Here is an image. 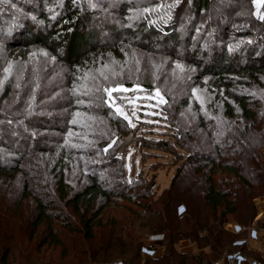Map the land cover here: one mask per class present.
Wrapping results in <instances>:
<instances>
[{
	"label": "rangeland",
	"instance_id": "rangeland-1",
	"mask_svg": "<svg viewBox=\"0 0 264 264\" xmlns=\"http://www.w3.org/2000/svg\"><path fill=\"white\" fill-rule=\"evenodd\" d=\"M32 1L35 18L42 10L48 12L52 7L56 10L62 6V0H51L47 6L44 0ZM77 1L94 17L118 27L131 25L142 18L150 19L156 10H161L160 2L155 0ZM244 1L230 2L233 4L228 13L226 2L211 1L208 9L195 14L188 9L189 0H184L174 10L178 15L175 17L178 19L177 28L185 31L195 20V29L202 24L208 30L216 25L222 26L220 22L223 21L229 37L220 41L226 49L233 50L238 40L243 39L238 25L247 18V9L242 6ZM263 1L250 0L252 13H259ZM0 2H10L18 8L15 0ZM54 10H49L51 17L55 15ZM219 11L226 12L227 21L226 17H218L221 15ZM254 34L264 38V33L255 31ZM119 42L117 48L109 47L96 59L71 70L44 47H9L0 38V162L18 159L21 167L13 176L0 172V219L9 222L11 235L8 238L20 244L17 249L28 247L33 259L30 264H76V259L86 255L87 245L98 241L101 245L105 239H112L111 234L117 233L114 228L119 224L129 228V232L130 229L133 231L141 245L140 258L160 254L164 251L162 232L149 234L148 228L140 230L137 225L144 222L142 212L146 204L154 205L153 201L168 187L187 153L198 149L213 151L215 161H231L237 157L232 152L234 149L237 152L242 149L250 151L248 145L253 144L254 134L258 136L254 143L257 139L264 142L261 140L264 136V72L234 75L232 81L225 84L203 74L201 67L185 59L151 53L146 40H137V44ZM113 88L127 91H111ZM239 99L256 113L252 127L245 125L249 121L240 113ZM226 107L232 108V115L226 113ZM117 108L120 112L116 111ZM222 138L228 144L218 142L221 146L219 157L212 145L215 147L216 140ZM33 145L38 148L33 150ZM259 150L264 161V145ZM111 154L119 160L111 162ZM199 163L202 164L200 170L194 172L191 170L195 163L186 164L188 173L198 181L190 185L185 181L181 183L193 200L198 198L193 192L201 188V180L211 167L204 159ZM54 165L63 167L71 189L80 185L84 169H96L100 176L107 174L110 181H113L110 175L122 169L126 179L117 191H123L124 196H113L110 205L93 220L91 238L84 237L85 228L79 222L83 206L79 210L63 206L64 201L58 192L51 190L58 171V168L54 170ZM216 169L212 177L217 186L224 185L231 190L239 187L236 178L222 171L220 164ZM25 181L36 195L52 197L50 213L55 215L52 229L41 223L31 236L30 217L34 205L31 193L24 195ZM144 183L150 189L145 196L140 191ZM251 203L255 214L260 213L259 217L255 215V220H261L264 217V194L255 195ZM92 210L89 209L87 217ZM177 210L183 212L184 205H179ZM229 216L224 226L231 231L243 230L242 237L249 253L227 251L216 262L232 253L264 262V251L252 249L248 244L258 225H254L253 220L244 227L234 222L232 215ZM151 235H161V239H150ZM149 243L153 246L149 247ZM175 247L180 253L210 251L209 247H200L197 241L189 238L178 240ZM118 249L122 251L120 247L114 250ZM113 255L116 257L111 261L92 264H124L117 260L121 254Z\"/></svg>",
	"mask_w": 264,
	"mask_h": 264
},
{
	"label": "trees",
	"instance_id": "trees-1",
	"mask_svg": "<svg viewBox=\"0 0 264 264\" xmlns=\"http://www.w3.org/2000/svg\"><path fill=\"white\" fill-rule=\"evenodd\" d=\"M15 1L18 8L11 5L10 2H0V38H3L9 47H29L31 45L44 47L53 55L58 56L71 70L96 59L99 54L105 53L107 48L110 49L109 47L117 48L120 44L119 40L122 43L129 42L131 44H137V40H146L147 49L151 53L185 59L187 62L201 67L203 74L215 77L221 83H230L234 75L264 72V38L254 34L255 31L264 33V1L260 6L259 13L254 14L251 11L250 0H243L242 6L247 9V18L245 17L243 23L238 25L242 29L243 39L238 40L233 50L226 49V46L220 41L229 37L225 32L227 26L225 23L222 24L223 21L220 22L222 26L216 25L217 27L208 30L202 24L197 27L198 29H195V20L189 24L190 28L185 31L181 27L177 28L178 19L175 17L178 15H175L174 10L179 8L184 0H180L181 2L178 0L170 2L155 0L156 3L160 2L161 10H156L153 18H142L125 27H118L108 23L107 20L94 17V14L83 9L77 0H62L60 8L49 9L55 11L53 17L49 15L51 11L42 10L38 18L33 17L35 4L32 0ZM211 1L218 4L226 2L228 13L230 12L229 6L231 7L233 4L230 2L234 0H189L188 9L196 12L195 14H200L208 9ZM44 2L47 6L51 0H44ZM220 13L221 15L218 17H226L224 15L226 12ZM225 20L227 21V17ZM110 39L113 41L110 42ZM238 107L243 118L249 121L245 124L246 127H252L256 122L255 111L248 107L243 99L238 100ZM226 108V113L232 115V108ZM256 137L258 138L254 134L253 144L250 145L251 147L248 145L250 151L245 152L242 149L244 152L242 150L237 152V149H234L232 152L237 157L231 161H215L216 157L213 151L211 153L198 149L195 152L187 153L183 162L178 165L168 187L164 188L153 201L154 205L146 204L145 210L142 212L144 222L137 225L140 230L148 228L149 234L162 232L161 235L164 237L163 252L140 258L141 245L132 234L133 231L130 229L129 232V228L125 229L123 225L119 224L117 228H114L118 234L112 232V239L110 237L105 239L101 245H98L99 241L94 245H87L86 255L76 259V264L108 262L112 260V257H116L113 254H121L122 256L117 260L124 264H212L227 251L239 250L249 253L242 237L243 230L231 231L224 224L227 223L229 215H232L233 221L241 226L246 227L252 223L256 214L251 200L255 195L264 194V161H262L259 150L264 142H259L257 139V143H254ZM262 137L261 140H264V136ZM218 142L220 144L227 142L226 144H228V141L222 138L220 141L216 140L215 147L212 145L214 152H217L216 156L220 157L221 146ZM33 146V150L38 148V145ZM110 159L111 162L119 160L112 154ZM202 159L209 162L211 167L205 178H202L201 183L199 182L201 188L199 187L197 191L193 192L198 195L196 198L198 202L195 203L196 199H192L193 196L183 189L181 183L185 181L190 185L198 181L188 173L186 164L195 163L191 171H199L202 166L199 162ZM19 164L20 160L18 159L0 162V172H8L13 176L21 170ZM218 164L222 171H226L227 174L236 178L239 187L231 190L224 185L217 186L212 174L217 170ZM54 167V170L58 168V171L54 176V187L51 190L58 192V196L64 201L63 206H72L76 210L83 206L79 222L85 228L84 237L91 238L94 230L93 220L100 216L106 206L110 205L113 196H124L123 191H117V188H121L126 179L122 169L110 175L113 181L109 180L107 174L100 176L96 169L94 171L84 169L82 174L84 178L80 181V185L71 189L64 177L63 167L60 165H54ZM24 184V195L31 193L34 205V213L30 217L32 221L30 222L29 235L31 236V233L35 232L41 223L52 229V220L55 218V215L50 213L51 205L49 203L52 197H40L31 192L27 181ZM140 191L145 196L150 192V189L144 183ZM182 204L185 210L178 213L177 209ZM91 208L93 210L87 217ZM8 227L9 222L0 219V264H30L33 259L28 247L17 249L20 244H16L15 241L8 238L11 235ZM22 229H26V225ZM182 238L195 240L200 247L207 246L210 251L197 254L177 252L176 243ZM119 247L122 251L114 250ZM15 252H20V254L17 255Z\"/></svg>",
	"mask_w": 264,
	"mask_h": 264
},
{
	"label": "crops",
	"instance_id": "crops-1",
	"mask_svg": "<svg viewBox=\"0 0 264 264\" xmlns=\"http://www.w3.org/2000/svg\"><path fill=\"white\" fill-rule=\"evenodd\" d=\"M259 214L260 213H258L256 216L259 217ZM255 218L254 225H258V227L256 228V230L252 231V235L248 239V244L252 249H259L264 251V217H262L261 220H259L258 218L255 220Z\"/></svg>",
	"mask_w": 264,
	"mask_h": 264
},
{
	"label": "built area",
	"instance_id": "built-area-1",
	"mask_svg": "<svg viewBox=\"0 0 264 264\" xmlns=\"http://www.w3.org/2000/svg\"><path fill=\"white\" fill-rule=\"evenodd\" d=\"M160 237L161 235H151L150 239L157 240V239H161ZM148 246L152 247L153 245L152 243H149ZM215 264H264V262L252 261V260L243 258L241 255L232 253V254H228L224 256Z\"/></svg>",
	"mask_w": 264,
	"mask_h": 264
},
{
	"label": "snow or ice",
	"instance_id": "snow-or-ice-1",
	"mask_svg": "<svg viewBox=\"0 0 264 264\" xmlns=\"http://www.w3.org/2000/svg\"><path fill=\"white\" fill-rule=\"evenodd\" d=\"M5 71H7V69H6ZM104 91L110 95V92H109V90H108L107 88H105ZM111 91H127V89L113 88ZM116 111H117V112H120V109L117 108ZM134 114H135V113H133V115H134ZM124 119L127 120L128 117L125 116Z\"/></svg>",
	"mask_w": 264,
	"mask_h": 264
}]
</instances>
